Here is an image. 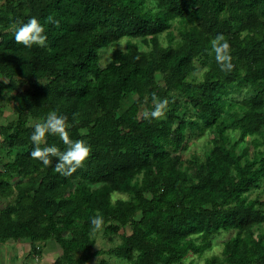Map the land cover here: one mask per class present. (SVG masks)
<instances>
[{"label": "trees", "instance_id": "16d2710c", "mask_svg": "<svg viewBox=\"0 0 264 264\" xmlns=\"http://www.w3.org/2000/svg\"><path fill=\"white\" fill-rule=\"evenodd\" d=\"M32 16L46 47L15 43L16 27ZM217 34L231 45V72L211 52ZM123 37L126 46L101 65V49ZM9 87L16 92H0L15 103L0 130V198L10 199L0 243L27 237L40 253L54 240L61 257L49 264H109L93 260L105 253L179 264L224 230L232 234L221 255L203 264H264V234L255 230L264 198L251 195L264 181V0H0V88ZM153 94L168 98L166 118L129 121L128 106L139 100L151 111ZM52 112L68 118L72 140L91 147L71 176L53 170L57 158L44 167L30 156L31 120ZM206 129L215 134L204 158L173 153L188 146V130ZM46 141L66 150L58 136ZM117 191L128 196L114 198ZM97 213L107 233L128 229L108 249L94 248Z\"/></svg>", "mask_w": 264, "mask_h": 264}, {"label": "clouds", "instance_id": "9594fccd", "mask_svg": "<svg viewBox=\"0 0 264 264\" xmlns=\"http://www.w3.org/2000/svg\"><path fill=\"white\" fill-rule=\"evenodd\" d=\"M48 22L59 26V21L49 16ZM15 43L21 44L31 49L33 46L46 47L47 35L44 26L39 19L32 16L26 23H21L15 29ZM211 52L215 55V60L220 69L224 72H231L234 68L231 56V45L223 34H217L211 41ZM139 57H137L138 59ZM153 109L145 111L143 116L149 120H162L166 118L169 107L168 98H159L152 96ZM68 118L64 115H58L56 112L49 113L47 118L33 126V132L30 135L34 147L30 152L33 160H38L44 167H53V158H57L53 170L62 176H71L79 168H82L85 161L91 155V147L84 140H72L69 136ZM48 135L58 136L67 146L66 150L61 151L57 146H48L46 138ZM43 145V146H42ZM93 231L102 230L104 227V217L97 213L91 218Z\"/></svg>", "mask_w": 264, "mask_h": 264}, {"label": "rangeland", "instance_id": "374dc122", "mask_svg": "<svg viewBox=\"0 0 264 264\" xmlns=\"http://www.w3.org/2000/svg\"><path fill=\"white\" fill-rule=\"evenodd\" d=\"M127 39L128 37H123L117 43H113V44L103 47L100 51L101 65H106L110 61L114 48L125 47L127 43ZM136 39L140 40V44L142 46L148 45V42L143 40L142 38H136ZM198 64L200 68L195 72V75L199 79L202 77L203 67H201L199 62ZM158 79L161 83H164L161 74H158ZM29 84L30 82H27L21 85L19 89H25L26 87L29 86ZM0 92L2 94H5V93L11 94V93L16 92V89L13 87H9L7 89L0 88ZM14 104L15 103L13 101H8L6 98H0V110H1L0 112H2L0 113V130H1V126L7 124L10 120H12L15 117V113L13 112ZM146 110L147 109L145 108L143 103H141L139 100H135L128 106L127 110L125 111V115L129 119V121L133 122V121L139 120L141 115ZM184 111H186L185 107L182 108V112ZM188 111L191 113V116H195V113H196L195 109L190 108ZM42 121L43 120L41 119H32L31 123L36 124ZM214 134L215 133L213 131L207 130V129L204 130L203 132H199L198 130L197 131L188 130V146L181 150H175L173 151V153L180 152L186 162H192L194 155H197L200 158H204L212 147V144L210 141ZM234 136L236 137L238 136V134L236 133ZM1 138H2V133L0 131V140ZM250 138L251 137H249V139ZM245 144L246 142L241 143V145L243 146ZM9 158H11L10 155H7V157L3 156L4 161H7ZM0 167L3 168V164H0ZM256 193H262V196L264 198V181H262L260 187L255 188V190L251 192V195L254 196L256 195ZM127 196L128 194L124 192L117 191L114 193V198L127 197ZM125 230L128 231V229H125ZM125 230L122 228L120 232L116 234L107 233L104 227L102 228V230L93 231L92 237L95 238V241H96L94 248L108 249L111 246L119 243L122 239V236ZM255 230H256V235L259 238H262L264 234V222L262 224L257 225L255 227ZM129 231L131 230L129 229ZM231 234H232V231H224V230L215 234L213 238V245L209 249H207L202 255L196 254V253H190L186 257H184L182 262H180L179 264H203L205 261V258L212 256L214 254L221 255L223 241L225 238L229 237ZM38 250H41V252L37 253L36 256H32L31 254L30 255L31 258H30V256L27 253V255H25L24 258L28 259V262L31 260L30 262L32 264L34 263L49 264L55 261L57 258L61 257V251L59 247L57 246V243L54 240H50L47 244H45L41 249L39 248ZM30 252H33V251L31 250ZM18 257L19 256H17V258ZM101 257H104L105 259H107L109 264H129V262L126 259L116 257V256H110L109 254H106V253L100 256L94 257L93 260L96 262ZM21 258L23 259V257Z\"/></svg>", "mask_w": 264, "mask_h": 264}, {"label": "crops", "instance_id": "0c3cea01", "mask_svg": "<svg viewBox=\"0 0 264 264\" xmlns=\"http://www.w3.org/2000/svg\"><path fill=\"white\" fill-rule=\"evenodd\" d=\"M9 200V198H0V210L7 202H9ZM31 250L33 252H30ZM27 253L29 256L31 254L32 256L37 255V252L33 249L32 240L30 238H10L5 242L0 243V264H32L30 262L31 260L28 262V259L24 258ZM17 256L19 257L17 258ZM21 257H23V259Z\"/></svg>", "mask_w": 264, "mask_h": 264}]
</instances>
